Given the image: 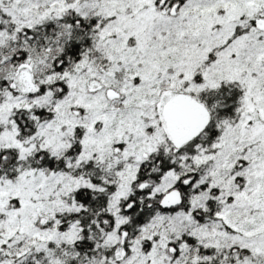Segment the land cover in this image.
Segmentation results:
<instances>
[{
    "label": "snow or ice",
    "instance_id": "obj_1",
    "mask_svg": "<svg viewBox=\"0 0 264 264\" xmlns=\"http://www.w3.org/2000/svg\"><path fill=\"white\" fill-rule=\"evenodd\" d=\"M0 264H264V0H0Z\"/></svg>",
    "mask_w": 264,
    "mask_h": 264
}]
</instances>
